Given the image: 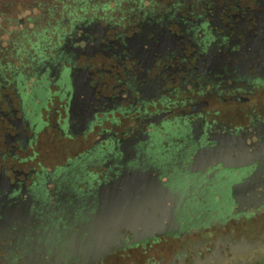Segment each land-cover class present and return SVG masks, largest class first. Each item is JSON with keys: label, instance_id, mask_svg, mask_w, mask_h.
Segmentation results:
<instances>
[{"label": "flooded vegetation", "instance_id": "af4514ba", "mask_svg": "<svg viewBox=\"0 0 264 264\" xmlns=\"http://www.w3.org/2000/svg\"><path fill=\"white\" fill-rule=\"evenodd\" d=\"M61 1L0 33V264H264V0Z\"/></svg>", "mask_w": 264, "mask_h": 264}, {"label": "trees", "instance_id": "16d2710c", "mask_svg": "<svg viewBox=\"0 0 264 264\" xmlns=\"http://www.w3.org/2000/svg\"><path fill=\"white\" fill-rule=\"evenodd\" d=\"M55 2H62L61 0H54ZM39 8V10H41V13L43 14V17H47V18H53L55 14L60 15L61 18H63V16L65 17H69V16H73V15H78L77 11H70V10H66L65 8L60 9L59 11H56L54 8H52L53 6H47L44 7L41 4H37ZM90 13H95L96 10L92 9L90 10ZM82 13H87V11H81ZM41 32H30L31 35H41L43 38L41 39V41H29L28 40H23V41H10L7 44L10 45L9 50H15V53H23L25 56L29 55V53H34L37 56L41 55V53H43L44 51H48L50 49H52L54 47V43H52L51 41L47 40L46 37H44L45 35H49L52 33V29H54L53 27H50V24H47L46 26H41ZM21 31V30H20ZM14 33H19V30H16ZM21 35H25L28 34L25 31H21L20 32ZM10 55V54H9Z\"/></svg>", "mask_w": 264, "mask_h": 264}, {"label": "rangeland", "instance_id": "374dc122", "mask_svg": "<svg viewBox=\"0 0 264 264\" xmlns=\"http://www.w3.org/2000/svg\"><path fill=\"white\" fill-rule=\"evenodd\" d=\"M55 3L54 0H0V33H2V38H6L9 31L13 33L19 30L17 26H6L7 19L36 17L41 13L37 4L47 7L54 6Z\"/></svg>", "mask_w": 264, "mask_h": 264}]
</instances>
